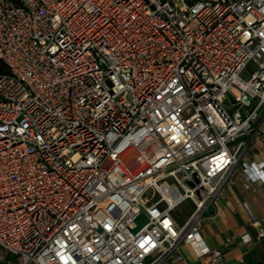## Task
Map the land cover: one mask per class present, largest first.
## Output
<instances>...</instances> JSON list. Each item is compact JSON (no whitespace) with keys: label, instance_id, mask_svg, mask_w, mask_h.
<instances>
[{"label":"built area","instance_id":"1","mask_svg":"<svg viewBox=\"0 0 264 264\" xmlns=\"http://www.w3.org/2000/svg\"><path fill=\"white\" fill-rule=\"evenodd\" d=\"M0 60L13 264H176L184 245L227 264L201 223L235 171L264 181V159H245L264 121V0H0Z\"/></svg>","mask_w":264,"mask_h":264},{"label":"crops","instance_id":"2","mask_svg":"<svg viewBox=\"0 0 264 264\" xmlns=\"http://www.w3.org/2000/svg\"><path fill=\"white\" fill-rule=\"evenodd\" d=\"M260 133L250 140L245 154V159L252 165L264 159V121ZM201 234L209 246L224 251L227 264H233L241 257L248 264H263L264 181L260 179L247 186L241 172L235 171L217 199L215 208H210L203 219ZM244 235H248L250 240L244 241ZM182 253L184 261L176 264H195L193 252L188 246H182ZM0 261H3L2 258Z\"/></svg>","mask_w":264,"mask_h":264},{"label":"rangeland","instance_id":"3","mask_svg":"<svg viewBox=\"0 0 264 264\" xmlns=\"http://www.w3.org/2000/svg\"><path fill=\"white\" fill-rule=\"evenodd\" d=\"M242 76H243V78L247 79V78L249 77V72L245 71V72L242 74ZM187 205H188V202L185 203V204H183L181 207H179L177 211H178L179 213L183 212V211L186 209ZM136 222H137V226H138V227H141V226H143V225L145 224V222H146V218H145L143 215H141V216L137 219ZM2 256H3V257H2ZM8 257H9V258H8ZM0 258H2V260H3V261H0V264H6V262L9 263V261L12 262L11 259H13V257H12L11 255L5 253L1 248H0ZM9 264H11V263H9ZM12 264H13V262H12Z\"/></svg>","mask_w":264,"mask_h":264},{"label":"trees","instance_id":"4","mask_svg":"<svg viewBox=\"0 0 264 264\" xmlns=\"http://www.w3.org/2000/svg\"><path fill=\"white\" fill-rule=\"evenodd\" d=\"M6 69H5V66L3 64V62L0 60V72H4Z\"/></svg>","mask_w":264,"mask_h":264}]
</instances>
